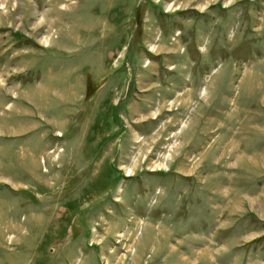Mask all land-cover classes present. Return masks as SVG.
Returning a JSON list of instances; mask_svg holds the SVG:
<instances>
[{
    "label": "rangeland",
    "instance_id": "rangeland-1",
    "mask_svg": "<svg viewBox=\"0 0 264 264\" xmlns=\"http://www.w3.org/2000/svg\"><path fill=\"white\" fill-rule=\"evenodd\" d=\"M0 264H264V0H0Z\"/></svg>",
    "mask_w": 264,
    "mask_h": 264
},
{
    "label": "bare ground",
    "instance_id": "bare-ground-1",
    "mask_svg": "<svg viewBox=\"0 0 264 264\" xmlns=\"http://www.w3.org/2000/svg\"><path fill=\"white\" fill-rule=\"evenodd\" d=\"M178 47V44H176L175 46H174V48H177ZM128 174L130 173L129 171L127 172ZM92 199H94V198H92Z\"/></svg>",
    "mask_w": 264,
    "mask_h": 264
}]
</instances>
